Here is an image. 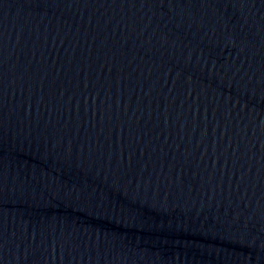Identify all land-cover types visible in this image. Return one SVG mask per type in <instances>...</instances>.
I'll return each instance as SVG.
<instances>
[{
    "label": "water",
    "instance_id": "95a60500",
    "mask_svg": "<svg viewBox=\"0 0 264 264\" xmlns=\"http://www.w3.org/2000/svg\"><path fill=\"white\" fill-rule=\"evenodd\" d=\"M0 264H264V0H0Z\"/></svg>",
    "mask_w": 264,
    "mask_h": 264
}]
</instances>
